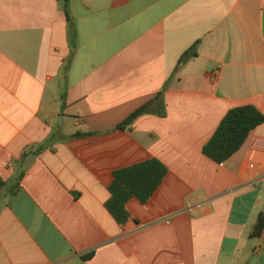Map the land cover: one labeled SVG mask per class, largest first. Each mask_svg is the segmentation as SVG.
Masks as SVG:
<instances>
[{
  "label": "crops",
  "instance_id": "1",
  "mask_svg": "<svg viewBox=\"0 0 264 264\" xmlns=\"http://www.w3.org/2000/svg\"><path fill=\"white\" fill-rule=\"evenodd\" d=\"M244 105L264 115V0H0V264H264V123L202 154ZM150 159L119 225L112 175Z\"/></svg>",
  "mask_w": 264,
  "mask_h": 264
},
{
  "label": "trees",
  "instance_id": "2",
  "mask_svg": "<svg viewBox=\"0 0 264 264\" xmlns=\"http://www.w3.org/2000/svg\"><path fill=\"white\" fill-rule=\"evenodd\" d=\"M68 0H62L66 9ZM196 45L188 49L181 57L186 60L196 56ZM149 104H145L132 112L117 130H124L132 122L147 111ZM264 123V115L250 105L239 106L230 109L220 121L210 140L203 146L202 154L215 163H222L235 154L247 139L249 133L257 126ZM91 134L79 136H90ZM167 174V168L158 160L150 159L144 162L116 170L113 179L108 186L109 199L104 207L115 222L124 225L130 214L126 210V204L134 198L141 204H145L157 190ZM3 182L0 181V187ZM13 185V189H17ZM264 228V215L259 214L250 233L251 238L260 236Z\"/></svg>",
  "mask_w": 264,
  "mask_h": 264
}]
</instances>
